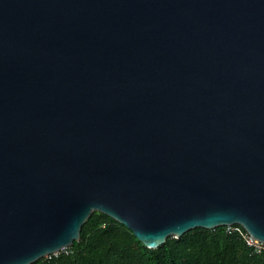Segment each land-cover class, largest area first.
Wrapping results in <instances>:
<instances>
[{
    "label": "water",
    "instance_id": "1",
    "mask_svg": "<svg viewBox=\"0 0 264 264\" xmlns=\"http://www.w3.org/2000/svg\"><path fill=\"white\" fill-rule=\"evenodd\" d=\"M95 211L264 242V0H0V264Z\"/></svg>",
    "mask_w": 264,
    "mask_h": 264
},
{
    "label": "trees",
    "instance_id": "2",
    "mask_svg": "<svg viewBox=\"0 0 264 264\" xmlns=\"http://www.w3.org/2000/svg\"><path fill=\"white\" fill-rule=\"evenodd\" d=\"M246 234L240 224L198 227L151 249L129 227L95 211L79 241L32 264H264V252H256Z\"/></svg>",
    "mask_w": 264,
    "mask_h": 264
},
{
    "label": "built area",
    "instance_id": "3",
    "mask_svg": "<svg viewBox=\"0 0 264 264\" xmlns=\"http://www.w3.org/2000/svg\"><path fill=\"white\" fill-rule=\"evenodd\" d=\"M230 228L232 226H229ZM247 243L250 245V246H253L256 250V252L258 253H261V252H264V242L262 241H259V240H255L253 237H251V235L248 233L246 235H244Z\"/></svg>",
    "mask_w": 264,
    "mask_h": 264
},
{
    "label": "bare ground",
    "instance_id": "4",
    "mask_svg": "<svg viewBox=\"0 0 264 264\" xmlns=\"http://www.w3.org/2000/svg\"><path fill=\"white\" fill-rule=\"evenodd\" d=\"M254 239H255V240H258V239H256V238H254ZM68 247H69V245H66V246L60 248V250L57 251V252L59 253V252H61V251H64V250L67 249Z\"/></svg>",
    "mask_w": 264,
    "mask_h": 264
},
{
    "label": "rangeland",
    "instance_id": "5",
    "mask_svg": "<svg viewBox=\"0 0 264 264\" xmlns=\"http://www.w3.org/2000/svg\"><path fill=\"white\" fill-rule=\"evenodd\" d=\"M48 256H50V255H48ZM48 256H45V257H48Z\"/></svg>",
    "mask_w": 264,
    "mask_h": 264
}]
</instances>
